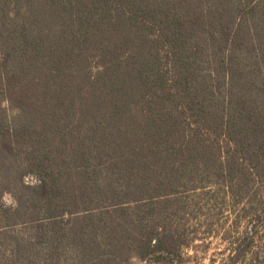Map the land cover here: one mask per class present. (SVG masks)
<instances>
[{"label":"trees","instance_id":"obj_1","mask_svg":"<svg viewBox=\"0 0 264 264\" xmlns=\"http://www.w3.org/2000/svg\"><path fill=\"white\" fill-rule=\"evenodd\" d=\"M213 237L264 264V0H0V264Z\"/></svg>","mask_w":264,"mask_h":264},{"label":"rangeland","instance_id":"obj_2","mask_svg":"<svg viewBox=\"0 0 264 264\" xmlns=\"http://www.w3.org/2000/svg\"><path fill=\"white\" fill-rule=\"evenodd\" d=\"M5 200L8 204H14V200L10 195L6 196ZM203 236L205 237L206 235ZM210 242V247L201 245L197 253L190 252V255H192L190 264H212L214 261L220 264L223 260L227 259L228 254L224 251L225 248L220 238H210L208 243Z\"/></svg>","mask_w":264,"mask_h":264}]
</instances>
